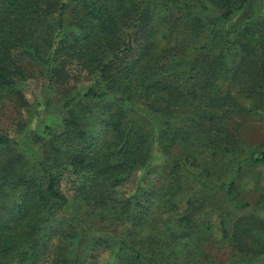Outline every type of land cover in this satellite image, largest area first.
<instances>
[{
    "label": "trees",
    "instance_id": "16d2710c",
    "mask_svg": "<svg viewBox=\"0 0 264 264\" xmlns=\"http://www.w3.org/2000/svg\"><path fill=\"white\" fill-rule=\"evenodd\" d=\"M252 4L0 0V108L67 109L58 128L46 126V150L0 132V264H91L110 248L116 264H215L222 243L229 264L264 262L262 208L236 198V174L210 182L215 167L199 157V144L232 150L241 96L264 109V11ZM32 79L41 92L34 105L25 93ZM228 161L235 171L247 161L264 165V148ZM163 169L170 181L162 199L184 206L171 211L167 236L112 235L105 227L115 216L136 229L156 199L141 194L148 191L140 181L132 195L122 185L138 171L144 178ZM218 187L241 211L232 222ZM211 192L203 212L197 203ZM121 201L112 214L108 203ZM53 232L68 247L50 260Z\"/></svg>",
    "mask_w": 264,
    "mask_h": 264
},
{
    "label": "rangeland",
    "instance_id": "374dc122",
    "mask_svg": "<svg viewBox=\"0 0 264 264\" xmlns=\"http://www.w3.org/2000/svg\"><path fill=\"white\" fill-rule=\"evenodd\" d=\"M250 1L253 3L250 10L255 13H261L264 11V0ZM72 6L68 10V14H70V16L72 14ZM226 84L227 82L225 81L223 85L225 86ZM76 85L80 86L81 84L77 83ZM62 90H65V88L62 87ZM236 90L238 93L239 89L237 88ZM25 93L27 99L34 105L36 101L35 98L41 99L40 83H38L37 80L32 79L26 87ZM238 96L240 98L241 95L239 94ZM241 97L242 98H240V101L242 105L246 106V109L236 113L232 118L231 126L235 132V137L231 141L234 145L232 150H230L232 146L230 148L228 146L226 149L222 146L218 148L217 151H215L213 148L204 147L199 144L201 150L199 157H203L201 158L202 161H206L207 159L210 160L212 163L210 165L215 167L214 176L210 178V182L228 180V176H230L232 173L236 174L237 184L234 195L240 200L250 202L253 207L260 206V208H262L261 215L264 217V165L247 161L246 163L241 164L239 170L235 171V165L231 166V162L228 161L231 159L237 160L240 154H243L248 150L264 148V109L261 108L262 105L258 106L257 109H254L253 107L255 104H260V102H253L254 100H247L244 98V96ZM74 110L80 111L79 108H74ZM66 112L67 109L56 112L53 110H42L39 109V107H36L34 110L32 105L17 108L13 106L8 108H0V132H7L20 141L22 138H25L37 148L40 147L42 150H46L48 147L47 139L49 138V135L45 130L46 126L51 125L54 128H58L57 124L62 121V118L66 115ZM96 122L97 120H92L88 124L90 126H94ZM189 167L191 170L196 169V166H190V164ZM167 171H169V169L166 171L163 169L162 174L161 171H153L150 175L147 174L144 178L140 176V171H138L132 179L126 181L122 185L123 190L132 195L137 189V183L140 181L142 186L148 191L147 195H144V192H141V194L144 197H147L149 192H153L151 197L155 196L156 199H153L150 202L151 204L147 203V205L143 208V210L146 211V218L136 229L133 227V222L125 224L123 219V221H118V218L114 215L115 224L110 223V225H107L111 229H109V227H105L107 230H109V232L111 231L112 235L118 237L123 235H131L133 232L140 237L158 235V237L162 236L165 238L167 236L165 231L166 225L172 217L171 211L184 210V206L182 204L181 206L173 207L170 204H166L164 199H162V195L164 194H162L163 192H161L159 189L161 185L164 183L167 185V182L170 181ZM184 190L185 193H188L190 187L184 184ZM64 191L67 194L73 193L69 187H64ZM224 191V187L216 188V198L219 202V205L221 206V212L232 222V219L236 217L241 211L227 203ZM212 192L210 193L208 200L197 203V206L200 207L203 212L212 207ZM173 196L176 199H180L182 194L179 192V195L174 194ZM123 202L124 201H121L118 204H115L116 202L108 203L110 212L114 214L113 212L118 210V208H114V205L119 206L121 204V206L124 208L125 204ZM214 218L217 220V217ZM216 220H214L215 230L213 234L219 232L217 229L218 224ZM93 225L100 226L99 222L96 220H94ZM48 247L51 250L48 255L51 257L50 260H52L53 258H57L56 254L58 253H61L62 257L66 255L68 243L62 235L53 232L48 238ZM183 247L184 246H182V244H179L176 248L182 251ZM216 247L217 248L215 250L213 249L212 254L216 259L215 264H229L234 258L229 248L225 246V243H222L220 247ZM51 254H54L55 257ZM114 255L115 253L113 248H110L107 251L99 253L97 257L94 256V261L91 257H89V259L92 261L91 264H93V262H95V264H116ZM254 264H264V262H256Z\"/></svg>",
    "mask_w": 264,
    "mask_h": 264
}]
</instances>
